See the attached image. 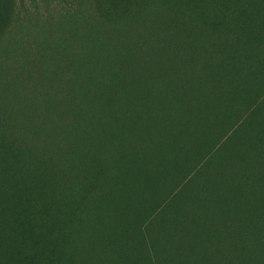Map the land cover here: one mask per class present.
<instances>
[{
	"label": "rangeland",
	"instance_id": "374dc122",
	"mask_svg": "<svg viewBox=\"0 0 264 264\" xmlns=\"http://www.w3.org/2000/svg\"><path fill=\"white\" fill-rule=\"evenodd\" d=\"M116 1L0 0V264H264V0Z\"/></svg>",
	"mask_w": 264,
	"mask_h": 264
},
{
	"label": "trees",
	"instance_id": "16d2710c",
	"mask_svg": "<svg viewBox=\"0 0 264 264\" xmlns=\"http://www.w3.org/2000/svg\"><path fill=\"white\" fill-rule=\"evenodd\" d=\"M35 105H37V103H34V105L33 106H30V107H32V109H35Z\"/></svg>",
	"mask_w": 264,
	"mask_h": 264
},
{
	"label": "bare ground",
	"instance_id": "6f19581e",
	"mask_svg": "<svg viewBox=\"0 0 264 264\" xmlns=\"http://www.w3.org/2000/svg\"><path fill=\"white\" fill-rule=\"evenodd\" d=\"M115 1H116V0H115ZM130 1H131V0H130ZM112 2H113V0H112ZM116 2H117V1H116ZM125 2H126V1H125ZM133 2H134V1H133ZM126 5H127V4H126ZM117 6H118V5H117ZM119 8H120V7H119ZM259 25H260V24H259ZM259 25H258V26H259ZM263 25H264V24H263ZM254 26H255V25H254ZM255 27H256V26H255ZM256 28H257V27H256Z\"/></svg>",
	"mask_w": 264,
	"mask_h": 264
}]
</instances>
